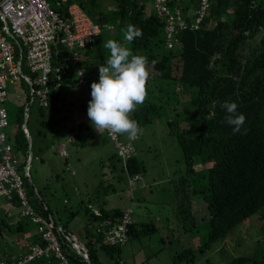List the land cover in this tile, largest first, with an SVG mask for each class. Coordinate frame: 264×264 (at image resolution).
<instances>
[{
    "label": "trees",
    "instance_id": "16d2710c",
    "mask_svg": "<svg viewBox=\"0 0 264 264\" xmlns=\"http://www.w3.org/2000/svg\"><path fill=\"white\" fill-rule=\"evenodd\" d=\"M74 2L102 29L101 35L84 54L85 60L81 65L85 67L94 69L106 64L110 55V50L102 47L106 33L112 30L122 32L129 24L142 30V36L135 38L129 45L134 55H143L148 59V95L145 102L131 114V118L138 122L140 128L165 119L170 135L176 139L183 152L185 176L180 184L184 186L185 196L193 195L198 200L196 206L189 200L188 207L178 209V221H181L179 238L198 228L197 221H203L208 230V238L204 243L197 249L184 250L174 257L173 262L195 264L197 252L205 254L215 243L226 240L233 229L253 216L261 213L258 220L264 221V0H209V8L200 29L181 32L179 43L173 49L167 45L165 22L158 18L156 11L149 10L147 0H114L115 6L110 12L104 10L99 0H71L69 3L59 0L53 2V8L67 19L68 7ZM175 3L176 0L170 2L171 6ZM190 3L183 9L188 10L196 4L199 11V0ZM106 25H111V29L106 28ZM116 41L119 42V39ZM64 57V48L59 47L54 56V66L60 68L61 72L52 77L49 107L38 105L41 117L47 115L53 118L64 103L63 85L70 79L69 70L72 68L66 64ZM24 74L28 78L32 77L27 69ZM20 83L27 84L29 95L26 96L27 104L19 110L18 130L10 135V141L14 152L23 157L19 172L23 175L29 201L39 214L49 220L53 218L55 232L71 264H88L74 247L68 225H65L68 223L62 224L55 220L54 210L40 199L43 198L41 192L36 190L26 175L30 144L23 125L25 115L30 113L32 95L26 78H22ZM83 85L87 86V83ZM225 102L237 103V112L246 116L239 133L234 134L233 127L224 122L227 112L221 105ZM11 118L9 111L10 121ZM54 124L57 121L49 125L41 122V126L47 127L49 132ZM29 131L31 133L30 128ZM119 136L121 140L127 137L126 134ZM76 138L73 145L77 144L79 148L88 146V141L78 132ZM79 141L80 144L77 143ZM68 159H65L66 162ZM115 159L121 162L122 169L127 171L130 178L146 175V167L136 156L125 165L116 153L109 159L111 167L116 166ZM176 187V196L181 198L180 187ZM107 194L109 191L105 192L103 198L99 193L95 195L93 206L91 199L89 205L82 202L81 207L71 212L68 219L70 223L86 207L88 224L85 229L86 246L83 248L91 264H105L99 255L100 250L112 255H120L122 251V246H109L104 234L121 222L126 210L107 207ZM199 200L203 202L201 208ZM13 203L20 207L18 201ZM192 205L198 210H192ZM182 222L186 224L182 225ZM93 224L97 225V234L91 232L90 226ZM36 229V225L28 218L20 217L8 223L0 215V248H4L7 261L16 260L15 256L19 252L30 253L33 246L46 248V241ZM5 231L8 236L3 234ZM156 231L157 227L152 223L143 225L141 230L137 224H133L129 229L128 240L149 236ZM9 244H15L16 247L10 249ZM32 264L61 263L54 256H42ZM229 264H264V260L241 257Z\"/></svg>",
    "mask_w": 264,
    "mask_h": 264
},
{
    "label": "rangeland",
    "instance_id": "374dc122",
    "mask_svg": "<svg viewBox=\"0 0 264 264\" xmlns=\"http://www.w3.org/2000/svg\"><path fill=\"white\" fill-rule=\"evenodd\" d=\"M99 2L104 10L109 12L115 6L114 0H99ZM196 9H192L194 13ZM112 31L106 33L102 41L119 39L120 43H124L123 32ZM127 47L131 49L129 44ZM69 71L70 79L63 85L64 103L53 118L47 115L41 117L38 113V103L32 105L30 103L29 128L34 141V152L39 155V159H36L35 155L30 168L31 176L30 173L27 175L28 178H33V182L30 179L29 181L41 192L43 198L40 199L54 210L55 220L58 223L59 219L62 220V224L68 223L65 225H68L70 234L77 237L80 245L86 239L85 229L88 224L86 207L69 223L71 212L80 208L82 201L87 205L91 199L93 206L96 201L95 195L99 193L103 198L105 190L109 191L106 197L108 207L131 210L132 218L139 230L148 223L157 227V231L149 236L130 238L122 247L120 255L114 253L112 255L100 250L99 255L105 264H175L173 259L176 255L188 248L197 249L207 240L208 230L205 229L203 221H197L198 228H194L187 236L179 238L181 221H178L177 211L180 207H188L189 200L196 206L198 199L196 196L184 194V186L180 184L185 176L183 152L176 139L170 135L166 120L162 119L141 128L142 133L133 140L135 148L133 156H136L146 167V175L141 176V179H136L140 178L136 176L130 180L129 174L122 169L119 160H114L115 167L110 166L111 155L114 151L118 154V151L106 131L101 134L88 117V94H91V84L99 82V68L87 67L85 72L87 86L80 83L74 68H70ZM10 90V97L5 106L11 112L12 118L7 132L14 135L18 130L19 110L27 104L29 87L26 83L18 82L11 86ZM78 120L89 123L90 135L86 134L85 128L80 132L89 146L81 149L77 144H68L62 158L57 148L60 144L68 143L74 130L80 128L79 122H76ZM42 121L47 125L53 124L54 121H57V124H54L52 131L49 132L47 127L41 126ZM69 122H72L71 126L75 127L74 130L68 128ZM119 139L121 140L120 136ZM127 140L126 137L121 141L128 142ZM100 150L104 155L103 164L99 158ZM66 158H69L68 162ZM130 159L123 160L124 164L126 165ZM197 166L201 167L200 164ZM176 186L180 187L181 198L176 196L178 189ZM114 189L116 191H113ZM198 202H201L199 205L201 208L203 202L200 200ZM194 205L192 210H198ZM18 209L15 210L16 221L20 218L21 209ZM260 214L233 229L226 240L215 243L205 254L197 252L195 264H229L241 257L264 260V230H262L264 221L258 220ZM184 224L186 223L182 222V225ZM36 227L38 231V226ZM90 227L91 232L97 234V225L93 224ZM5 235L8 236V232Z\"/></svg>",
    "mask_w": 264,
    "mask_h": 264
},
{
    "label": "built area",
    "instance_id": "2783aa9c",
    "mask_svg": "<svg viewBox=\"0 0 264 264\" xmlns=\"http://www.w3.org/2000/svg\"><path fill=\"white\" fill-rule=\"evenodd\" d=\"M54 0H0V198L8 202L18 201L20 215L38 226V233L46 241V248L33 246L30 253H23L14 261L0 260V264H32L42 256H54L61 264H71L62 249V243L53 221L40 215L29 201L23 175L19 172L23 157L14 152L13 144L6 129L10 125L6 103L10 97V87L26 78L33 86L32 102L40 107H49L52 77L61 69L55 68L54 56L58 48H64L67 65L74 68L82 84H86V69L81 65L84 54L102 29L76 3L68 7L69 18H63L54 8ZM68 3L69 0H60ZM197 18L189 23L179 8H172L171 0H153L159 19L166 23L167 45L169 49L179 43L177 35L187 29L198 30L209 8V0H199ZM31 73L28 78L24 67ZM92 99L91 94L88 96ZM25 132L26 128H24ZM108 134L118 154L123 160L130 159L135 148L133 140L123 142L119 134ZM71 142V140L69 141ZM65 145L60 148L65 153ZM29 164L26 175H29ZM3 207L0 204V210ZM133 224L131 211H127L120 224L105 232V241L110 246H123L128 239L129 228Z\"/></svg>",
    "mask_w": 264,
    "mask_h": 264
},
{
    "label": "clouds",
    "instance_id": "9594fccd",
    "mask_svg": "<svg viewBox=\"0 0 264 264\" xmlns=\"http://www.w3.org/2000/svg\"><path fill=\"white\" fill-rule=\"evenodd\" d=\"M105 27L110 30L112 26ZM122 32L124 43L109 39L102 44V47L110 50V55L106 64L99 67V82L91 84L88 117L101 134L107 130L110 134H126L129 140H135L142 129L131 114L147 98L150 72L147 57L134 55L127 47L135 38L142 36V30L129 24ZM221 107L227 112L224 122L233 127L234 134L239 133L246 116L237 112L235 102H225Z\"/></svg>",
    "mask_w": 264,
    "mask_h": 264
},
{
    "label": "crops",
    "instance_id": "0c3cea01",
    "mask_svg": "<svg viewBox=\"0 0 264 264\" xmlns=\"http://www.w3.org/2000/svg\"><path fill=\"white\" fill-rule=\"evenodd\" d=\"M54 1H59V0H54ZM53 1V2H54ZM71 1V0H70ZM70 1H68V3L70 2ZM190 1L192 2V0H176V3L172 6V8H175V7H177V8H179L180 9V11L182 12V15L184 16V18L189 22V23H193L194 21H195V19L197 18V11H198V7L196 6V4H193V5H195V6H190L189 7V9L188 10H185V9H183V8H185V6L187 5V4H191L190 3ZM147 2H148V5H149V10H154L155 11V8H154V6H153V0H147ZM74 3H76V2H74ZM74 3H72V4H74ZM71 4V5H72ZM76 4H78V3H76ZM197 8V9H196ZM192 9H196V12L194 13V11L192 10ZM162 20V19H161ZM163 22H165L164 20H162ZM165 29H166V23H165ZM166 31V30H165ZM179 38H180V32H179V34L177 35ZM15 85V84H14ZM13 86V85H12ZM10 89H11V87H10ZM10 92H11V90H10ZM28 116H29V114H27ZM26 116V115H25ZM28 120H29V117H28ZM76 122H79V125L78 126H80V128H78V129H76V130H74L75 129V127H73V128H71L72 126H71V123L72 122H69L68 123V125H69V127L68 128H70L71 130H74V134L72 135V137L68 140V143H63L66 147H65V149L67 150V147H68V144H72L73 145V143L76 141V133L78 132L79 134H81L80 132H81V129L82 128H85V130H86V134H89L90 135V127H89V123H84L83 121H81V120H78V121H76ZM25 123V122H24ZM41 124V123H40ZM10 125H11V121H10ZM10 125H9V127H10ZM27 125H28V122H27ZM77 126V127H78ZM8 127V128H9ZM7 128V129H8ZM23 128H24V125H23ZM7 129H6V132H7ZM29 129V128H28ZM52 131V130H51ZM50 131V132H51ZM8 133V132H7ZM29 133H30V131H29ZM31 134V133H30ZM8 135H9V139H10V134L8 133ZM32 137V136H31ZM72 141L73 140V142H69V141ZM30 144V143H29ZM63 144H60L59 146H58V148H57V152H58V154L60 155V157H62V154H61V151H60V148H61V146L63 145ZM86 145H88L89 146V144L88 143H86ZM88 146H86L85 148H87ZM81 149H85V148H83V147H80ZM102 150H103V148H102ZM102 150H100L99 151V155H100V159H101V164H103V153H102ZM31 151L33 152V155H32V157H33V159H34V157H35V155H36V159H39V155L38 154H35V152H34V141H33V138H32V144H31ZM29 154H30V146H29ZM114 154H116V151H114L113 152V154L112 155H114ZM111 155V156H112ZM30 156V155H29ZM63 158V157H62ZM124 164V163H123ZM32 165V164H31ZM125 166V165H124ZM102 178V177H101ZM100 178V179H101ZM130 178V177H129ZM103 179V178H102ZM132 179H134V178H130V180H132ZM136 179H141V177L140 178H136ZM105 180V179H104ZM135 187V186H134ZM100 187L98 186V188L97 189H99ZM38 191V190H37ZM39 192V191H38ZM106 192V191H105ZM107 201V200H106ZM82 202H84V201H82ZM0 204H1V206L3 207L2 209V211L0 212V215H2L4 218H6V220H7V222L8 223H13V222H15L16 221V217H15V215H16V213H15V210H19L18 208H20L19 206H17L16 205V203H13V202H8V201H6L5 199H3V198H0ZM90 204V201H88V205ZM107 207H108V203H107ZM79 209V208H78ZM125 210H128V209H125ZM21 212V211H20ZM17 215H19V214H17ZM20 217H21V215H20ZM53 218L51 217V220H52ZM53 221V220H52ZM53 223H54V221H53ZM59 223H62V220H60L59 219ZM136 223V222H135ZM137 224V223H136ZM7 231H5V233H6ZM4 232H3V234H5ZM71 238H75V242H78L79 244H80V242L78 241V239H77V237L75 236V235H72V237ZM86 243L84 242V243H81V246L83 247V246H86L85 245ZM10 245V249H12V248H15L16 247V245L15 244H9ZM4 251V248H0V260H3V261H7L8 259L6 258L7 257V255L3 252ZM24 253H26V252H24ZM21 254H23V252H19V255L17 254L16 256H15V259L17 258V257H19ZM3 255V256H2ZM60 261V260H59ZM61 263V262H60Z\"/></svg>",
    "mask_w": 264,
    "mask_h": 264
},
{
    "label": "water",
    "instance_id": "95a60500",
    "mask_svg": "<svg viewBox=\"0 0 264 264\" xmlns=\"http://www.w3.org/2000/svg\"><path fill=\"white\" fill-rule=\"evenodd\" d=\"M30 86H31V89L33 88V86L30 84ZM28 115L26 114V116H25V123H24V128H26V131L28 132L27 133V137H28V141H29V143H30V157H29V161H28V164H29V168H31V162H32V160H33V157H32V155H33V152L31 151V144H32V137H31V134L29 133V129H28V125H27V122H28ZM30 180H31V182H33L32 181V178L30 177ZM72 241H73V243L75 244V248H76V251L78 252V254L80 255V256H82L85 260H86V262L88 263V264H91L90 263V259H89V255L87 254V252L85 251V249L78 243V242H75V238H72Z\"/></svg>",
    "mask_w": 264,
    "mask_h": 264
}]
</instances>
